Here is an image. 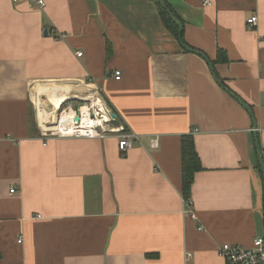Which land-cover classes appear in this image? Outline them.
<instances>
[{"label": "crops", "instance_id": "crops-1", "mask_svg": "<svg viewBox=\"0 0 264 264\" xmlns=\"http://www.w3.org/2000/svg\"><path fill=\"white\" fill-rule=\"evenodd\" d=\"M164 2L185 42L154 0H0V264H227L264 236V0ZM91 93L142 142L42 136L43 96Z\"/></svg>", "mask_w": 264, "mask_h": 264}, {"label": "built area", "instance_id": "built-area-1", "mask_svg": "<svg viewBox=\"0 0 264 264\" xmlns=\"http://www.w3.org/2000/svg\"><path fill=\"white\" fill-rule=\"evenodd\" d=\"M14 1L17 2L20 0ZM35 2L40 7H44L46 5L45 0H35ZM247 21L249 24L254 25L258 22V16L253 15L249 17ZM58 36L61 40H65L66 38L64 34H59ZM77 55L82 56V52H77ZM121 77V71L116 70L114 78L116 80H119ZM97 95L100 100L106 103L102 95L96 94V96ZM90 108V118L96 117L95 111L94 109H92V106ZM112 113H114V111L111 108V111L109 112V119L105 122V126H103L102 124H98L97 122H91L87 123V125H84L82 119L80 123H76L75 116H73L72 118L69 117L64 123L63 128L57 129L56 126L52 125V122L51 124L45 123L47 124L46 128H43L41 126L42 136L45 138H49L52 136L106 138L108 134H117L119 138L118 146L120 151L122 152L130 150L135 141L142 142L141 136L138 133L134 131H128L124 126L111 127L110 123L113 122V120H116V117H113ZM58 116L61 117V113ZM150 145L152 148H157L159 145L158 138L154 137L153 139H151ZM12 191H14V189H12ZM185 205V210L191 214L192 218L196 219L197 214L195 212H191L190 209V207L192 206V201L186 200ZM200 229H202V227H200ZM217 252L221 258L226 260L227 264H264V236L256 237L253 240L252 244L248 246L232 244L229 242L221 243L218 246ZM190 257H192L191 253L185 256V260H189Z\"/></svg>", "mask_w": 264, "mask_h": 264}, {"label": "trees", "instance_id": "trees-1", "mask_svg": "<svg viewBox=\"0 0 264 264\" xmlns=\"http://www.w3.org/2000/svg\"><path fill=\"white\" fill-rule=\"evenodd\" d=\"M158 9L160 11L162 20L164 23L171 28L172 32L178 36V39L184 41L183 32L179 31L178 22L173 20L170 14L175 15L173 9L168 3L165 4V7L161 5L158 0H154ZM182 157H183V174H182V193L184 199L189 201L191 200L192 185L194 182L195 173L202 169V164L200 157L196 151L194 140L191 136H183L182 140Z\"/></svg>", "mask_w": 264, "mask_h": 264}, {"label": "bare ground", "instance_id": "bare-ground-1", "mask_svg": "<svg viewBox=\"0 0 264 264\" xmlns=\"http://www.w3.org/2000/svg\"><path fill=\"white\" fill-rule=\"evenodd\" d=\"M90 95H92L91 97L85 98V99H80L77 97V99L83 100L85 102V107L84 105H80V107L77 109L71 110L70 108L67 109L68 111L66 112H62L61 113V117L58 116L57 108L60 107V104L66 100V96L63 95H53V96H43L44 99L51 101V102H55L57 108H55L52 112H48L45 111V123L51 124L53 126H56L57 129L58 128H63L64 123L67 121V119L70 117L72 118L73 116H79L80 120L79 122L76 123H80L81 119L83 120V124L87 125V123H95L97 122L98 124H102L103 126H105V122L109 119V112L111 111V108L102 100H100V98L96 95H94L93 93H91ZM88 96V95H86ZM88 99V100H87ZM102 101L105 107H102V105H99V102ZM92 106V109H94L96 117L94 118H90V107ZM106 108V109H105ZM108 109V111H107ZM47 117V118H46ZM47 127V124L44 125V128ZM100 127V125H99Z\"/></svg>", "mask_w": 264, "mask_h": 264}, {"label": "water", "instance_id": "water-1", "mask_svg": "<svg viewBox=\"0 0 264 264\" xmlns=\"http://www.w3.org/2000/svg\"><path fill=\"white\" fill-rule=\"evenodd\" d=\"M158 1L161 3L162 6L165 7V2H164V0H158ZM170 16L172 17L173 20L177 21L176 18L174 17V15L170 14ZM178 24H179V23H178ZM179 27H180V32L182 33V31H183V26H182L181 24H179ZM66 102H69V101L66 100L65 102H62L61 106L64 105ZM242 105H244L246 108H248L247 104H245L244 102H242ZM112 116H113V117H116V114H115V113H112ZM79 120H80L79 116H76V117H75V121H76V122H79ZM259 155H260V163H261V167H262V170H263V172H264V161H263V158H262V153H261V151H259Z\"/></svg>", "mask_w": 264, "mask_h": 264}, {"label": "rangeland", "instance_id": "rangeland-1", "mask_svg": "<svg viewBox=\"0 0 264 264\" xmlns=\"http://www.w3.org/2000/svg\"><path fill=\"white\" fill-rule=\"evenodd\" d=\"M80 105H84V107H85V102L83 100H80L77 98L72 99L69 102L65 103L64 105L60 106V109H59V112L57 115H59V113L65 112V111L67 112L68 111L67 109H69V108L71 109V107H73V108L75 107V109L76 108L78 109L80 107Z\"/></svg>", "mask_w": 264, "mask_h": 264}]
</instances>
